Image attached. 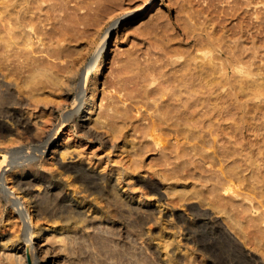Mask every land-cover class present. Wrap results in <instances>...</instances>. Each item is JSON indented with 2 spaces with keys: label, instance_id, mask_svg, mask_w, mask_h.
<instances>
[{
  "label": "rangeland",
  "instance_id": "374dc122",
  "mask_svg": "<svg viewBox=\"0 0 264 264\" xmlns=\"http://www.w3.org/2000/svg\"><path fill=\"white\" fill-rule=\"evenodd\" d=\"M85 1L89 2L93 0H65V3H63L62 0V5L60 6L59 4H61V2L59 1L57 2L59 4L55 6H51L53 3L51 5H45L46 3L43 4L44 8L43 11L41 10L40 15L42 14L44 17L41 16V19L38 20L39 23L37 22L38 27H40L37 29L39 33L35 30H31V33L35 35L33 36L35 42L33 41V43L28 45L29 48L26 47L27 45H24L25 48L20 47L22 49L18 47L19 53L16 49L17 52L11 55L14 58L9 56L5 59H1L2 61L0 62L1 91L5 89L6 84H34L25 79H28L31 74L30 72L33 71L32 65H39L41 68H46L44 72L36 78L37 82L39 79L37 84L44 85L37 91L40 94L39 105L33 110V113L32 111L31 113L25 112V116L28 118L30 117V123L34 126L36 124L46 125L48 130L56 126L54 134L49 138V140H52L56 136V131L59 127V123L57 122H60L66 109L70 107L74 99L79 100L85 93L84 79L91 60L101 46L105 45L107 47V63L103 68L98 83L99 100L92 108L90 114L83 116L82 119L79 116H75L67 122L62 130L60 129L57 137L59 146L54 159L55 161L56 159L60 162L62 161L64 164L83 161L86 162L87 165L89 163L90 165L88 166H92V168H95L97 171L99 170L98 172L104 175H115L119 172L121 176L123 175L122 177L125 181L119 184L114 182L112 178L108 182L105 180L103 181V183L105 182L104 184L108 186L113 185V189H110V191H113L98 193L88 190L87 186H81L80 181L70 182V180L73 179L70 178L71 175L68 173V176H65L66 179H64L65 183L62 192L65 191L63 193L66 194L68 199L75 198L76 204L85 210V215L88 214L92 216V214H94V208L99 210V213L105 210L107 204H109L107 202L111 200V195H115V191L117 190L116 195L113 197L117 200L118 198L121 200H118L119 203L121 202L120 205H122L121 207L123 208L120 209L122 213L119 212L123 215H120V217H122L120 220L127 226H131V224L134 225V228L137 223L136 229L138 230L142 227L140 229V233L142 234L141 242L143 241V244L145 243L144 246L146 250H148V253L154 260L152 264H157V262L158 264H186V254L190 252H193V255L195 254L194 257L195 260L197 259V261H199L198 264L210 262H212L211 264H264V238H262L264 237V221H260L262 218L264 219V202H262L264 200V188L259 185L261 184L259 182L261 181L260 179L264 180V178H261L264 177V174L262 175V173H264V40L262 42V39L260 40V38L254 34L258 29L255 25H258V23L247 25V22L244 21L242 23L243 28L240 30L238 26L239 21L243 15V17H245V12H240L233 16L229 13H232L235 6H239L242 0H114V4L112 3L109 8L97 14H95L93 9H89L94 11V15L91 11H88L86 7H82ZM152 1L153 3H151ZM92 3L91 5L96 6V3ZM146 3L147 5L143 8ZM261 5L262 2L254 0L251 5L248 6L249 11L251 9V14H246L251 18L254 17L256 20L255 16L258 14L261 15L260 12L257 13L259 10L262 11L264 15V8L259 9ZM86 10L89 13L86 14ZM189 11L192 12L191 15L188 13ZM197 11H199V13ZM89 14L93 15H91L92 18H90ZM192 14L194 15L192 16ZM45 15L46 17L49 15V19L46 18ZM116 19L120 20L119 26L117 28H111L112 22ZM258 20L259 19H257V21ZM221 22H223L225 26ZM193 23L198 24L196 25L198 26L197 32H200L199 28L202 27V34H204V36L201 34L203 36H201V39L206 37L205 31L210 32V30H214L216 36L222 35L225 46H230L233 49L238 46L236 48L238 50H240L242 46L251 48H249L250 51L247 50L249 52H247L248 55H244V60H248L246 63L248 64L249 62L251 65L249 68L250 71L235 70V74L234 72H230V69L228 71L230 75L231 73L235 75L233 79L236 77L234 84H224V81L222 84L221 79H219L218 83L215 85L208 84V82L203 84L205 86L203 88L204 103L207 107H204V109L209 111L210 118L206 116V120L204 121L206 124L203 128L204 131L202 130L201 133H203V137L206 136L205 138L207 140L215 136L217 137L218 134L219 136L217 139H219V146L227 145L226 140L230 138L232 142L235 143L233 144L234 148L232 147L235 151L233 161H230L232 157L226 159V155L224 154V156L221 153L224 150L223 147V150L222 148H220L221 151L219 150L222 157L217 156L218 153L208 154V152L214 149L213 145L205 146V148L203 146L201 150L199 149L196 151L195 148L193 147V149L191 146L198 142L197 138L188 139L173 131L172 134L165 125L163 129L158 127L153 128L154 130L149 132L150 134L144 133L142 129V126L150 123L152 119H160L162 116L161 114L159 115L160 109L158 110L157 108H159V106L162 105L161 103L167 98L168 92H173L174 86L172 85L176 84V77L174 78L175 70L179 69L180 62H183V59L187 56V50L191 49L192 45L195 43V37L186 40L188 35L185 34L188 30L190 31L192 29ZM217 23L219 24L218 26L216 25ZM246 25L248 28H246ZM250 26L254 27L251 29ZM231 28H233V30ZM23 49L24 51H21ZM25 51L28 52L25 53ZM49 66H63L65 68L62 67L64 69V80L61 83L64 84L63 89H61L58 94H51L50 91L45 88L47 84H53L48 76L50 73V71L47 70ZM28 68H31L32 71H29ZM222 73L223 71L217 74V77L223 79L226 75L220 77ZM206 80L208 79L205 78L204 80L203 78L204 83ZM16 91L15 95L19 100L25 102L31 101L28 96L20 94L18 91L17 93ZM29 103L32 104L33 102ZM215 105H218L219 109L216 108L217 106ZM32 106L34 105L32 104ZM104 107L106 111H111H109L110 115L105 111L96 123H90L89 120H85L89 115H91V118H95L102 112ZM212 107L216 109L214 108L215 110H213ZM114 110L116 112H114ZM83 114L86 115V113ZM111 114L115 117L114 120L122 117L118 119L120 120V130L116 131L117 133L114 132L113 127H111V122L112 125H114L113 116ZM124 115L126 117H124ZM215 118H220V120H215ZM78 120L86 122L85 124H87V127L93 129L92 131L95 132L96 135L87 133L85 129L77 123ZM213 123L215 124L213 127H217L215 128L217 134H215L216 132L213 127L210 128ZM230 124L231 127H229ZM94 128H96V131ZM162 131H164V133H162ZM100 135L103 139L99 138ZM153 135L160 136L161 139L159 143H156L154 140L155 136ZM203 137L200 136V138ZM0 146V150L2 149L0 151V158H2L3 146ZM213 155L216 158H223L218 159L223 161L214 164L213 162L211 163V156ZM48 156H50V153ZM169 156L170 158H167ZM139 157L141 158L139 159ZM231 165L234 169L236 168L235 165L239 166L236 168L237 170L235 169L237 172L239 170V173L236 172L238 179L235 178L236 181H234L235 183L233 184L234 186L237 185L234 187V189H237L234 190L236 192L233 190L232 192L230 191L231 193L229 192L230 197L228 196L229 193L225 192V195L228 193L226 196L229 198L227 200L224 199V201H229L230 203L229 199L233 198V200L231 199V203L233 204L232 209L235 208L233 215L235 214L236 221H240L239 223L244 224L243 226L242 224L241 226L236 225L235 222V227H230L231 224L229 223L226 213L214 209L213 206L207 202V200H209V195L212 196V194L208 192L210 190V181L208 179L206 180V178H208L206 176L211 177V173H214L212 171L218 172V177L223 176L224 171H228L227 167L229 169ZM57 166L58 165L55 164L54 169ZM225 166L227 167L225 168ZM133 170L137 175L128 178V173ZM220 170L223 171V173ZM56 172L59 174V169L58 171L56 170ZM219 173H221V175H219ZM139 174L144 175L146 178L149 177L153 182L157 183L161 189V194L152 192L148 187L145 188L141 183H137L136 176ZM214 174H212L214 177L217 176V174ZM238 174L241 176L238 177ZM242 174L244 175L243 178ZM167 177L169 179H167ZM214 177L212 178L213 181L217 179V177ZM201 181L205 182L202 183ZM242 182L245 184H241ZM73 183L75 186L72 185ZM257 183L259 184L257 185ZM262 183H264V181ZM255 185H257V187ZM85 187L87 189H85ZM260 188H263V190ZM32 190L35 191H33L35 194L40 193L39 196L41 194V196H43L46 188L44 184L38 182L32 186ZM73 190H75L74 193ZM192 190H197V192L200 191V195L194 193ZM123 193H126L125 196ZM192 195L193 197H191ZM203 195L205 200L200 202L198 196ZM211 196L210 199L213 198V196ZM139 198H143L144 200L140 201ZM206 198L208 199L206 200ZM102 199L105 202L102 201ZM130 202L134 203L130 204ZM131 205L134 206L136 210L140 209L139 211L142 209H148L149 212L151 211L150 213L153 214V221L151 218H148L140 223L136 219H132L135 218V216H133L135 214L132 215L130 213ZM194 206L201 208V212L205 211L211 214V216H215L214 218L216 221L219 220L217 223L219 222L225 225V227L231 231L233 237H235L234 240L238 242H233L231 245L226 239H223L224 236L222 233L220 234L217 229H213V227L204 224L200 226L196 220L197 211L194 209ZM247 211L250 212L248 215H246ZM179 214H183V217H185L188 222L186 223V221L178 220ZM236 214H240L241 217ZM63 215L70 216V213L65 212ZM5 216L3 221L5 227L1 225L3 222L0 224V237H2L1 234L11 236L17 233L19 229L16 225L19 220L17 221V217L15 218L14 213L10 215V218L8 215ZM260 217L261 219L259 220ZM61 218L62 217L55 218L56 223H59H57L58 226L55 231L59 228L60 221H62ZM32 219L34 221L30 224V228L34 229H37L39 226H47L48 222L50 223V221H53L50 217H40L38 219L33 217ZM168 220H171L170 223L172 224L173 222V225L180 222L178 228L180 232L171 227L169 228L168 224L169 226L171 225ZM194 220L196 222H194ZM129 222L131 223L129 224ZM192 222H194L193 225ZM138 224L142 226L140 227ZM241 227L243 228L241 229ZM239 228L240 231L238 230ZM258 230L260 232H258ZM172 237L173 240L171 241ZM206 253L209 254H207V257L204 256ZM124 257L126 259H124ZM134 257L135 256H130L125 253H122V255L120 254L122 264H142L135 260ZM127 258L132 261L127 260ZM255 259H259V261L257 262Z\"/></svg>",
  "mask_w": 264,
  "mask_h": 264
},
{
  "label": "bare ground",
  "instance_id": "6f19581e",
  "mask_svg": "<svg viewBox=\"0 0 264 264\" xmlns=\"http://www.w3.org/2000/svg\"><path fill=\"white\" fill-rule=\"evenodd\" d=\"M58 1L61 2V4L57 3ZM189 1H191V0H189ZM253 1L254 0H242L240 2L239 6H235L233 12L229 13V14L231 16H233V15H236L237 13L245 12V17H243L244 16L243 15L241 17V20L239 21L238 26H239L240 30H242V28H243L242 23L244 21L247 22V25L248 24L253 25L257 22L258 25H255V26H257L256 28H258V29L255 31L254 34L256 36H258L260 38V40L262 39V42H263V40H264V15H263V12L260 10L257 12V13L260 12L261 15L260 14L256 15L255 16L256 20L254 19V17L251 18V17H249V15L246 14V13L251 14L250 13L251 9L249 11L248 6L251 5V3ZM92 2L96 3V6L91 5ZM113 2H114V0H93V1H89V2L85 1L84 6H82V7H84V8L86 7L88 11H91L89 9H93L95 11V14H97L98 12H101L102 10H104V9L106 10L107 8H109V6ZM258 2H262V5L259 7V9L264 8V4H263L264 0H258ZM63 3H65V0H63ZM151 3H153V1ZM43 4H45V5H51L52 4L51 6H53V5L55 6L56 4L57 5L59 4V6H60V5H62V0H0V62L2 61L1 59H3V58L5 59V58L13 55V53H16L17 52L16 49L18 50V53H19L18 47L19 48L20 47L25 48L26 45H27L26 47H28V45L33 43V41H34L33 36H35V35H33L34 33L33 34L31 33V30L37 31V29L40 28V27H38L37 24L39 23L38 20L41 19V16H43L42 14L40 15L41 10L43 11V8H44ZM146 5H147V3L143 6V8H145ZM59 6H57V7H59ZM87 10L85 12L86 14L89 13V12H87ZM93 10L91 11V13L94 12ZM47 12H49V11H47ZM197 12L199 13V11H197ZM188 13L191 15L192 12L189 11ZM86 14H85V16H86ZM89 15H90V18H92L94 13H93V15L92 14H89ZM89 15H87V16H89ZM193 15L194 14H192V16ZM48 16L46 17V15H45L46 18H48ZM50 16H51V14H50ZM58 17H59V15H58ZM63 19H64V16H63ZM257 19H259V20L257 21ZM213 20H214V18H213ZM119 22H120V20H117V19L114 20L111 24V28H117L119 26ZM198 23H200V22H198ZM218 23L216 24L217 26L219 25ZM221 23L223 24V22H221ZM222 24H220V25H222ZM192 25H193L192 27L190 25V27L192 29L190 31L188 30V32L185 34L188 35L187 36L188 38L186 40L190 39L191 37L192 38L195 37V43H194V45H192L191 49L188 48L189 50H187V56L186 57L184 56L185 59H183V62L182 61L180 62L179 69L175 70L176 72H175L174 78L176 77L175 78L176 84H174V85L171 84L172 86H174L173 92H171V93L168 92L167 98L161 103L162 105L159 106V108L156 107L158 110L160 109L159 115L161 114L162 118L160 117V119L159 118L158 119H152V121L150 123H148L147 125H143L142 129H143L144 133L145 132L149 133L152 130H154L153 128L158 127L160 129H163V128H165V126H167V128L169 129V131H171V133H172V131L174 133L176 132L177 134H179V135L181 134V135L187 137L188 139L189 138H193V139L197 138L198 142H196V144L194 143L193 146H191L192 148L194 147L196 151H198L199 149L201 150L203 148V146L205 148V146H209V145L212 146L213 145L214 149L211 152H208V154H212V153L217 154L218 153L217 156H221L220 148L223 147L224 150L222 148L223 152H221V153L223 155L224 154L226 155V157H227L226 159H229L232 157V159L230 161H233L234 160L233 156H235V151H234V149H232V147H233V144H235V143L232 142V140L230 138H227L228 139V140H226L227 145H223V146L220 145L219 146L218 145L219 139H217V137L219 135L215 131V128H217V127H213V125H215L214 123L212 124V126H210V128H212V127L214 128V131L216 132L215 134H217V137L215 136L212 139L207 140L205 138L206 136L203 137L204 135H203V133H201V131L203 130V128L206 124L204 122L206 120L205 119L206 116L210 118L209 111H206L204 109V107H206V106L204 103L205 101H204V95H203L204 94L203 88L205 86L203 84H206V82H208V84H214L215 85L218 83L219 79L222 80V84H223V81H224V84L225 83L226 84H234L236 77H235V79H233L235 75H233V73H231V75H230L228 73V71H229V69L231 70L230 72H234L235 70H242V71H248V72L250 71L249 68L251 67V65L249 64V62H248V64L246 63L248 60H244V58H245L244 55L247 54L248 51H250L249 50L250 47L247 48L246 46H242L244 48L240 47V50H238V49H236L238 46L234 49L230 46H227V45L225 46L224 42H223L222 35L216 36L214 34V30H212V31L210 30V32L205 31L204 33H205L206 37H204L205 39L204 38L201 39V36L202 35L204 36V34H202L203 33L202 27L199 28L200 32H197L198 26H196V25H198V24L193 23ZM223 25L225 26V24H223ZM247 25H246V28H248ZM252 27H254V26H250L251 29H252ZM246 28H244V29H246ZM231 29L233 30V28H231ZM239 32H241V31H239ZM241 33H243V32H241ZM252 34H253V32H252ZM36 36L39 37L38 35H36ZM35 39H36V37H35ZM22 48H20V49H22ZM26 50H27V48H26ZM21 51H24V49ZM26 52H28V51H25V53ZM106 55H107V47L105 45H103L96 52V55L91 60V63L89 64V66L87 68L86 76L84 79L85 93H84L83 97L80 98L79 100L74 99L72 101L71 105L68 104V105H70V107L68 109H66V111L64 112L63 117L60 120V122H57V123H59V127H58V130L56 131V136L52 140H49V138L51 137V135L54 134V132L56 130L55 129L56 126H54L53 129H49V130L46 128L47 127L46 125H37L35 123L36 125L34 126L30 123V117L28 118L27 116H25V112L31 113V111H32V113H33V110H35L39 105L40 94L37 91L41 88V86H44V85L43 84H37L39 82V79L37 82L36 78L38 75H40L44 72V70L46 69L45 67L41 68L39 65L38 66L32 65L33 67L32 66L31 67L33 68V71L31 68H28L29 71H32V72H30L31 74L29 75L28 79L27 78H25V79H26V81H29V82L31 81L34 84H28V83L27 84H22V83L18 84L17 83L14 85L6 84L5 89H3L2 91L0 90V145L3 146V153L1 155L2 158H0V224H1V222L4 221V218L6 217L5 215H8L10 218V215H12L13 213H14L15 218L17 217L16 218L17 221L19 220V222L17 224L15 222V224L19 227L17 233H15L11 236L1 234L2 237H0V264H122V260H121L122 258H120V254L122 255V253L129 254L130 256H135L134 257L135 260L139 261L142 264H144V263L145 264H152V262L154 261L152 259V257L150 256V254L148 253V250H146V248L144 246L145 243L143 244V241L141 242L142 234L140 233V231H141L140 229L142 228L141 227L142 225L140 226V224H138L141 227L138 230V229H136L137 223H136L135 228H134V225L131 224V226H129V225L127 226V225L123 224L122 221L120 220V218H122V217H120V215L123 216L122 214H120V213H122V212H120L122 205H120L121 202L120 203L118 202L119 198L117 200L115 197H113L116 195L117 190L115 191V195L109 194V195H111V197H110L111 200H109L110 202L109 201L107 202L109 204H107V207L105 208V210L104 211L102 210V212L99 213V210L94 208V212H93L94 214H92V216L88 215V214L85 215V212H84L85 210H83L81 207H79V205L76 204V201L74 200L75 198L68 199L66 194L63 193L65 191L62 192V189L64 187V183H65L64 179H66L65 176H68V173L72 176L71 177L69 175L70 178L73 179V180H70V182L71 181H73V182L74 181L75 182L80 181L81 186H87L88 190H90L92 192H98V193L109 192L110 189H113L112 188L113 185L108 186V185L104 184L105 182L103 183V181L106 180L108 182L112 178V180H114V182H117L120 184L123 181H125V179L122 177L123 175L121 176V174L119 172H117L115 175L114 174L104 175L101 172H98L99 170L97 171L95 168H92V166L91 167L88 166V165H90L89 163L87 165L86 162H83V161L71 162L69 164H67V163L64 164V162H62V161L60 162L57 159L55 161V159H54V157L57 153V150H58V146H59V143L57 142V139H58L57 137H58V133L60 132V129L62 130L66 126L67 122L69 120H71L73 117L79 116L82 119L83 116H87L88 114H90V112L92 111V108L97 104V102L99 100V90H98V88H99V85H98L99 77H100L101 73L103 72V68H104L105 64L107 63ZM22 56H23V54H22ZM11 57H13V56H11ZM52 66H54V65H52ZM93 66H94V68H93ZM62 67H59V66L50 67L49 66V69H47L48 71H50V73L48 75L49 80L51 79L53 84H49V85L47 84L45 86V88H47L51 94H58V93H60L61 89H63L64 84H61V83L64 80L63 79L64 78L63 71L65 68L63 67L64 68L63 69ZM222 71L224 74L222 73L223 75L221 74L220 77L226 75V76H224L223 79L217 77V74L221 73ZM234 74H235V72H234ZM203 78H204V80H205V78L208 80H206L204 83ZM221 80H220V82H221ZM16 90L18 92H20V94L28 96L31 100L29 102H33L32 104L34 106H32V104L29 102L19 100V98L15 95ZM89 92H90V95H89ZM215 97H217V96H215ZM212 106H213V104H212ZM215 106H217L216 108L219 107L218 105H215ZM214 108H213V110L216 109V108L215 109ZM109 109H111V108H109ZM105 111L106 110L104 107L102 112H100L95 118H91V115H89L85 120L86 121L89 120L90 123L91 122L96 123L99 121L100 116H102L105 113ZM109 111L107 110L106 112L110 115ZM160 111H161V113H160ZM114 112H116V111L114 110ZM83 113H86V115H84ZM124 117H126V116L124 115ZM121 118L122 117H120L118 119H121ZM127 118H129V117H127ZM111 119H112V117H111ZM114 119H115V117L113 116V120ZM118 119L113 121L114 125H112V122H111V127H113L114 132L120 130V124H119L120 120H118ZM216 119H218V118H215V120ZM218 120H220V118ZM109 121H110V119H109ZM123 122H124V120H123ZM213 122H214V120H213ZM77 123H79L80 126L83 129H85V131L87 133L92 134V135H96V133L92 131L93 129L88 128L87 124H85L86 122H84L83 120H81V121L78 120ZM231 124L229 125V127H231ZM167 128H166V130H167ZM94 129L96 131V128H94ZM212 131H213V129H212ZM162 133H164V131H162ZM214 135H212V136H214ZM153 136H155V135H153ZM200 136H202L203 138H200ZM228 137H230V136H228ZM99 138L103 139V137H101V135ZM160 139H161L160 136H155V138H154L156 143H159ZM225 139H226V137H225ZM236 144H237V142H236ZM242 145H244V144H242ZM146 151H148V150H146ZM49 153H50V156H48ZM163 153H165V152H163ZM170 154H172V153H170ZM213 156H211L212 157L211 163L213 162V164H214L216 162H219V161L222 162L223 161V160H218L220 157L216 158L215 157L216 155L214 157ZM141 157H139V159ZM167 158H170V156ZM220 159H223V158H220ZM169 160H171V159H169ZM139 161H141V160H139ZM167 162H168V160H167ZM55 164L58 166L54 169ZM136 164H138V163H136ZM244 165H246V164H244ZM226 167L227 166H225V168ZM235 167L237 168L239 166L235 165ZM225 168H224V170H225ZM58 169H59V174H57L58 172H56V170L58 171ZM174 169H175V167H174ZM235 169L232 167V165H231V167H229V169L227 167L228 171H224L222 169L224 171V175L220 176V177H218V174H217L218 172L212 171V172L217 174V176H215V177H217V179H214V181L212 179L214 177L212 174H214V173H211V177L213 176L212 178L209 176H206V177H208V178H206V180L208 179L210 181V186H209L210 190L208 192L210 194H212V196H213V198L210 199L211 195H209V200H207L208 198H206V200L210 205L213 206L214 209H217L219 211H223L226 213V216L229 220V223L231 224L230 227H235V222H236V225L241 226V224H242V223H239L240 221L239 222L236 221V219H235L236 216H234L235 214L233 215V212H235V210H234L235 208L232 209L233 204L231 203L232 202L231 199L233 200V198L229 199L230 203H229V201H224V199L227 200L230 197V193L232 192V190L234 191L235 189H237V188L234 189V187H236L237 185L236 186L233 185L235 183L234 181H236L235 178H237V174H236L237 169L236 170ZM239 169H241V168H239ZM164 170H166V169H164ZM243 170H244V168H243ZM243 170H242V172H243ZM223 171H221V172L223 173ZM172 173H173V171H172ZM237 173H239V170ZM167 174H169V173H167ZM216 174H214V175H216ZM263 174L264 173H262V175ZM135 175H137V174L133 170L130 173H128L127 177L132 178ZM203 175H204V173H203ZM219 175H221V173H219ZM238 175H239L238 177L241 176L240 174H238ZM243 176L244 175L242 174V178H243ZM254 176H255V174H254ZM174 177H176V176H174ZM177 177H178V175H177ZM261 178H264V177H261ZM167 179H169V178L167 177ZM177 179H180V178H177ZM257 180H259V179H257ZM260 180L261 181H259V182L261 184L257 183V185L259 184L260 187L262 186L264 188V183H262L264 180H262V179H260ZM246 181H247V179H246ZM246 181H245V183H246ZM38 182L39 183L41 182V184H44V186L46 188V191L43 194V196H41L42 194L39 196L40 193L35 194L34 193L35 191L32 190V186H34V184L38 183ZM136 182L141 183L142 185L145 186V188L148 187L152 192H156V193L161 194V189H160L159 185H157V183L153 182L151 180V178H149V177L146 178L144 175L139 174L138 176H136ZM204 182H202V183H204ZM243 182L241 184H245ZM72 185L75 186L74 183ZM257 185H255V186L257 187ZM82 188H84V187H82ZM87 188L85 187V189H87ZM258 188H259V186H258ZM263 188L262 189L260 188V189L263 190ZM74 191L75 190H73V193H74ZM84 191H86V190H84ZM111 191H113V190H111ZM192 191L194 193H197V194H199V192H200V191L197 192V190L196 191L192 190ZM225 192H228V193L230 192L229 195H228V193L226 194L229 196L228 198L225 195ZM234 192H236V191H234ZM123 194L125 196L126 193H123ZM237 194H238V192H237ZM107 195H108V193H107ZM184 197H185V195H184ZM186 197H187V195H186ZM191 197H193V195ZM198 197L200 199V202L205 200L204 195L198 196ZM232 197H233V195H232ZM98 198H100V197H98ZM105 198H107V197H105ZM139 200L142 201L144 199L139 198ZM100 201H101V199H100ZM102 201H104V200L102 199ZM119 201H121V200H119ZM262 202H264V200ZM133 203L134 202H130V204H133ZM105 205H106V203H105ZM194 209L197 211L196 220L200 224V226L202 224H204L206 226L213 227V229H217V231H219L220 234L222 233V235L224 236L223 239H226L229 242V244H231V245L233 244V242L234 243L236 242V240H234L235 237H233V234L231 233V231H229L225 227V225H223L219 222L217 223V221H219V220L216 221V219L214 218L215 216L213 217V216H211V214H209L208 212L206 213L205 211H203L205 213L201 212V208H199V207L197 208V206ZM139 210L140 209L136 210V208L131 205L130 213L132 215L135 214V215H133V216H135V218H132V219H136L140 223H141V221H143L145 219L147 220L148 218H151V220H152L153 214L150 213L151 211L149 212L148 209H142L141 211H139ZM232 210H234V211H232ZM247 210H248V207H247ZM65 212L70 213V216L63 215V214H65ZM249 213L250 212L247 211L246 215H248ZM237 214H238V212H237ZM256 214H257V212H256ZM183 216H184L183 214L182 215L179 214L178 220H180V221L183 220V221H186V223H187L188 221ZM237 216H240V214ZM33 217H35L36 219H38L40 217H42V218L50 217L53 219V221H50V223L47 221L48 222L47 226H39L37 229H34V228H30V224L34 221L32 219ZM58 217H62L61 218L62 221H60L61 223L59 225V228L57 229V231H55L56 227L59 224L58 222H57L58 224L56 223L55 218H58ZM237 219H238V217H237ZM256 219H258V218H256ZM260 219H261V217L259 218V220ZM155 220H156V217H155ZM170 221H169V223H170ZM260 221H264V219L262 218V220H260ZM37 222H38V220H37ZM194 222H196V221L194 220ZM194 222H192V225ZM257 222H259V221H257ZM257 222H256V224H257ZM130 223L131 222H129V224ZM237 223H239V224H237ZM178 224L173 225V222H172V224L170 223L171 226H169V224H168V227L176 229V231L179 230V232H180V229H178L180 224L179 225ZM252 224H253V222H252ZM1 225L3 227H5L4 222ZM195 225H197V224H195ZM204 225H203V227H204ZM243 225L244 224H242V226ZM227 226H229V225H227ZM263 227H264V225H263ZM242 228L243 227H241V229ZM204 229H205V227H204ZM236 229H235V231H236ZM238 230L240 231V228ZM20 231H21V233H20ZM211 231H213V230H211ZM4 232H5V230H4ZM4 232H2V233H4ZM258 232H260V231L258 230ZM213 233H215V232H213ZM20 234H21V236H20ZM160 234H162V233H160ZM236 234H237V232H236ZM262 238H264V237H262ZM168 240H169V238H168ZM172 240H173V237L171 238V241ZM200 252H202V251H200ZM207 254L208 253H206V255L204 254V256L207 257L209 255V254L208 255ZM194 255H193V252L186 254V259H187V260H185L186 264H198L199 261H197V259L195 260ZM124 259H126V258L124 257ZM28 260H29V262H28ZM127 260H129V259L127 258ZM255 260H254V262H255ZM129 261H132V260H129ZM256 261L258 262L259 259ZM211 263L212 262L206 263V264H211ZM157 264H158V262H157Z\"/></svg>",
  "mask_w": 264,
  "mask_h": 264
}]
</instances>
